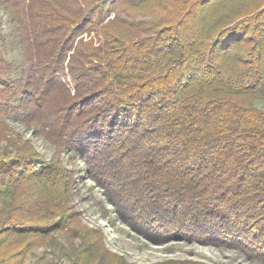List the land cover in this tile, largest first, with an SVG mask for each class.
<instances>
[{
	"label": "trees",
	"instance_id": "16d2710c",
	"mask_svg": "<svg viewBox=\"0 0 264 264\" xmlns=\"http://www.w3.org/2000/svg\"><path fill=\"white\" fill-rule=\"evenodd\" d=\"M0 6L22 51L15 77L0 46V139L15 147L0 150L1 243L64 230L84 243L82 264L96 255V230L71 204L70 170L11 133L14 114L79 156L148 237L264 261V109L253 103L264 99V0Z\"/></svg>",
	"mask_w": 264,
	"mask_h": 264
},
{
	"label": "rangeland",
	"instance_id": "374dc122",
	"mask_svg": "<svg viewBox=\"0 0 264 264\" xmlns=\"http://www.w3.org/2000/svg\"><path fill=\"white\" fill-rule=\"evenodd\" d=\"M0 21L1 50L13 64L9 74L17 77L22 68L20 39L8 9L3 6H0ZM253 103L264 109L263 98L256 97ZM5 120L12 128L11 133L21 135L46 158L57 153L63 165L70 170L73 210L81 227L96 230V255L90 264H264L263 260L248 256L233 246L195 239L172 237L158 240L148 237L142 228L130 223L129 216L119 210L116 201L89 174L79 156L71 153L67 147L58 149L53 141L17 115L6 116ZM5 145L14 154V144L0 139V150ZM6 202L7 199L0 201V207H6ZM3 234L0 225V264H82V256L87 255L85 251L81 256L75 253L84 243L79 236L70 237L64 230H54L48 234L31 230L22 235L17 246L8 239V242L1 243ZM84 248L90 251V248ZM13 252L15 255L12 256Z\"/></svg>",
	"mask_w": 264,
	"mask_h": 264
}]
</instances>
